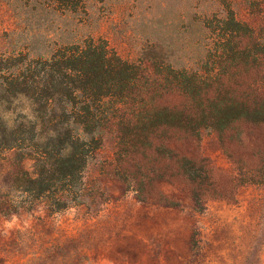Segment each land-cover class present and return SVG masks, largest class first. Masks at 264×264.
Returning a JSON list of instances; mask_svg holds the SVG:
<instances>
[{
    "label": "rangeland",
    "instance_id": "rangeland-1",
    "mask_svg": "<svg viewBox=\"0 0 264 264\" xmlns=\"http://www.w3.org/2000/svg\"><path fill=\"white\" fill-rule=\"evenodd\" d=\"M228 10L251 27L264 24V0H0V125L19 122L20 102L6 98L2 82L24 62L92 36L127 62L194 71L210 44L205 22ZM239 129L242 142L226 143L228 152L249 167L261 131ZM99 135L82 172L80 205L54 213L43 204L34 213L0 209V264H264V185L230 184L236 169L213 132L202 131L198 150L215 169L203 189L233 199L200 204L184 183L127 173L129 166L123 172L117 132ZM13 153L0 151V198L25 200L7 184Z\"/></svg>",
    "mask_w": 264,
    "mask_h": 264
},
{
    "label": "trees",
    "instance_id": "trees-1",
    "mask_svg": "<svg viewBox=\"0 0 264 264\" xmlns=\"http://www.w3.org/2000/svg\"><path fill=\"white\" fill-rule=\"evenodd\" d=\"M205 27L210 44L194 71L133 64L105 40L87 36L4 77L6 98L18 100L21 110L18 124L0 125V151H16L7 184L26 199L1 197L0 209L34 213L43 204L54 213L80 205L83 169L109 127L118 134L123 172L129 166L127 173L146 170L157 180L184 183L197 204L233 199L203 189L215 181V169L198 152L203 130L216 135L234 165V188L264 185V24L251 27L228 10ZM243 125L261 131L249 167L226 144L242 142ZM172 146L197 151L186 156ZM166 157L170 164L159 166Z\"/></svg>",
    "mask_w": 264,
    "mask_h": 264
}]
</instances>
